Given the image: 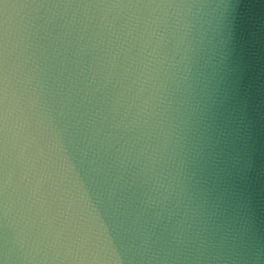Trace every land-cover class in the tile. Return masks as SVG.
Wrapping results in <instances>:
<instances>
[{"label":"water","instance_id":"water-1","mask_svg":"<svg viewBox=\"0 0 264 264\" xmlns=\"http://www.w3.org/2000/svg\"><path fill=\"white\" fill-rule=\"evenodd\" d=\"M0 264H264V0H0Z\"/></svg>","mask_w":264,"mask_h":264}]
</instances>
